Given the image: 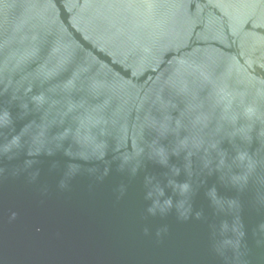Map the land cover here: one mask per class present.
Returning <instances> with one entry per match:
<instances>
[{"label":"water","instance_id":"95a60500","mask_svg":"<svg viewBox=\"0 0 264 264\" xmlns=\"http://www.w3.org/2000/svg\"><path fill=\"white\" fill-rule=\"evenodd\" d=\"M0 264H264V0H0Z\"/></svg>","mask_w":264,"mask_h":264}]
</instances>
